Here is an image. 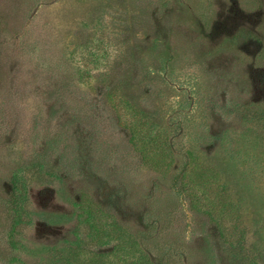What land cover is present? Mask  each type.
<instances>
[{
  "label": "rangeland",
  "instance_id": "1",
  "mask_svg": "<svg viewBox=\"0 0 264 264\" xmlns=\"http://www.w3.org/2000/svg\"><path fill=\"white\" fill-rule=\"evenodd\" d=\"M0 264H264V0H0Z\"/></svg>",
  "mask_w": 264,
  "mask_h": 264
},
{
  "label": "trees",
  "instance_id": "2",
  "mask_svg": "<svg viewBox=\"0 0 264 264\" xmlns=\"http://www.w3.org/2000/svg\"><path fill=\"white\" fill-rule=\"evenodd\" d=\"M16 195H14V198H15Z\"/></svg>",
  "mask_w": 264,
  "mask_h": 264
}]
</instances>
